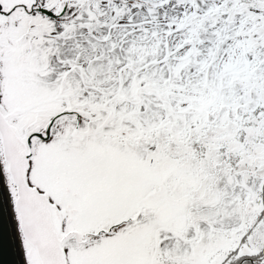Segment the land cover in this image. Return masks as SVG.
<instances>
[{
    "label": "snow or ice",
    "instance_id": "snow-or-ice-1",
    "mask_svg": "<svg viewBox=\"0 0 264 264\" xmlns=\"http://www.w3.org/2000/svg\"><path fill=\"white\" fill-rule=\"evenodd\" d=\"M0 173L21 264H264V0H0Z\"/></svg>",
    "mask_w": 264,
    "mask_h": 264
},
{
    "label": "water",
    "instance_id": "water-1",
    "mask_svg": "<svg viewBox=\"0 0 264 264\" xmlns=\"http://www.w3.org/2000/svg\"><path fill=\"white\" fill-rule=\"evenodd\" d=\"M0 173V264H21L22 256L16 239L15 223L3 194ZM3 177V175H2Z\"/></svg>",
    "mask_w": 264,
    "mask_h": 264
},
{
    "label": "bare ground",
    "instance_id": "bare-ground-1",
    "mask_svg": "<svg viewBox=\"0 0 264 264\" xmlns=\"http://www.w3.org/2000/svg\"><path fill=\"white\" fill-rule=\"evenodd\" d=\"M1 182L3 184V177H2V174H1ZM2 188H3V194H4V197H5V201L7 202L8 206H9V209H10V212H11V205H10V197L8 196V193H7V189L4 185H2ZM14 222V221H13ZM16 239L18 241V244H19V240H18V237L16 235Z\"/></svg>",
    "mask_w": 264,
    "mask_h": 264
},
{
    "label": "rangeland",
    "instance_id": "rangeland-1",
    "mask_svg": "<svg viewBox=\"0 0 264 264\" xmlns=\"http://www.w3.org/2000/svg\"><path fill=\"white\" fill-rule=\"evenodd\" d=\"M10 202V201H9ZM11 205V204H10Z\"/></svg>",
    "mask_w": 264,
    "mask_h": 264
}]
</instances>
